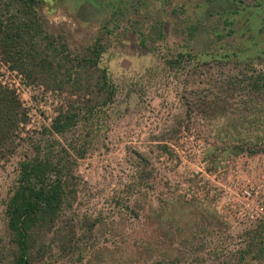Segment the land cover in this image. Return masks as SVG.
Listing matches in <instances>:
<instances>
[{"label":"rangeland","instance_id":"1","mask_svg":"<svg viewBox=\"0 0 264 264\" xmlns=\"http://www.w3.org/2000/svg\"><path fill=\"white\" fill-rule=\"evenodd\" d=\"M38 12L46 52L77 78L96 81L97 67L78 60L102 44L98 66L116 93L100 129L86 115L59 135L51 122L62 101L77 107L93 94L32 81L0 56L1 80L28 112L0 163V264L14 254L6 205L34 146L76 160L61 220L80 232L85 257L44 234L48 249L32 264H264V239L247 251L264 221V94L244 79L251 66L264 72V0H40Z\"/></svg>","mask_w":264,"mask_h":264},{"label":"trees","instance_id":"2","mask_svg":"<svg viewBox=\"0 0 264 264\" xmlns=\"http://www.w3.org/2000/svg\"><path fill=\"white\" fill-rule=\"evenodd\" d=\"M39 2L40 0H0V56L9 64L11 70L24 73L32 81L42 80L47 87L61 91L69 87L71 94L72 91L93 94L95 99L78 102L77 107L62 101L51 122L53 133L62 135L86 115V121L94 129H100L103 125L101 111L114 100L116 93L108 70L99 69L98 66L104 48L97 42L91 54L78 60L79 65L85 64L82 68L84 71L97 67L99 74L96 81H91V76L77 78L73 66L62 68L55 56L45 50L49 36L44 31L38 12ZM224 23L229 27V35L232 36L235 32V20L228 15ZM234 55L239 56L237 52ZM184 57V54L177 55L175 63L178 64ZM225 57H230V54L227 53ZM66 61L65 57L64 62ZM250 69L253 72L248 76ZM244 76L252 91L258 95L264 94V72L254 70L251 66ZM27 117L28 112L17 89L3 82L0 73V163L9 158L18 147V139L25 129ZM53 148L48 146L39 149L34 146L33 154L26 153L19 162L17 183L6 205L8 227L15 247L10 264H32L34 258L43 257L48 249V246L41 245L44 234L66 255L75 254L81 260L85 257L78 244L77 235L80 232L71 222L61 220L66 189L73 177L71 174L74 167L71 162L76 160L68 156L66 148H62L63 152L58 153L55 158ZM97 222V219L92 222L90 232L94 230ZM257 227L252 231L259 234L251 238L247 250L249 253H255V248L261 244L259 239H264V234H261V231L264 232V221ZM35 247L43 254L34 251ZM241 258L244 259L243 256ZM154 264L161 263L156 261Z\"/></svg>","mask_w":264,"mask_h":264},{"label":"built area","instance_id":"3","mask_svg":"<svg viewBox=\"0 0 264 264\" xmlns=\"http://www.w3.org/2000/svg\"><path fill=\"white\" fill-rule=\"evenodd\" d=\"M243 194H244V196H245L246 198L251 197L252 194H253V187L250 186V187L245 188V189L243 190Z\"/></svg>","mask_w":264,"mask_h":264}]
</instances>
